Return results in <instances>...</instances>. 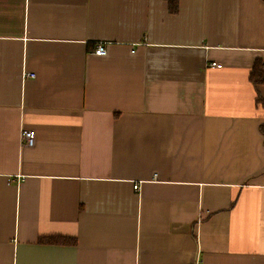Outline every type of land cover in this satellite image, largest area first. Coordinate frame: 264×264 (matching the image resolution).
I'll return each instance as SVG.
<instances>
[{"label": "crops", "instance_id": "crops-1", "mask_svg": "<svg viewBox=\"0 0 264 264\" xmlns=\"http://www.w3.org/2000/svg\"><path fill=\"white\" fill-rule=\"evenodd\" d=\"M257 60L264 0H0V264H264Z\"/></svg>", "mask_w": 264, "mask_h": 264}, {"label": "trees", "instance_id": "trees-1", "mask_svg": "<svg viewBox=\"0 0 264 264\" xmlns=\"http://www.w3.org/2000/svg\"><path fill=\"white\" fill-rule=\"evenodd\" d=\"M167 1L169 8L171 12L177 13L178 7H179V0H165ZM249 80L254 85H262L264 84V61L257 60L254 63V66L252 70L250 71ZM72 239H59V238H53V239H46L43 240V243H52V244H72L74 243L71 241Z\"/></svg>", "mask_w": 264, "mask_h": 264}, {"label": "built area", "instance_id": "built-area-1", "mask_svg": "<svg viewBox=\"0 0 264 264\" xmlns=\"http://www.w3.org/2000/svg\"><path fill=\"white\" fill-rule=\"evenodd\" d=\"M95 55L97 56H105L107 54V49H106V44L105 43H98L95 51H94ZM209 66L211 67H216V68H221L222 65L217 64V63H210ZM25 78H35V74L30 73V72H26L24 74ZM35 141H36V135L34 133V131L32 130H27V129H23L21 130L20 136H19V142H20V146L21 148H29L35 145ZM135 190L139 189L138 185L134 186Z\"/></svg>", "mask_w": 264, "mask_h": 264}]
</instances>
